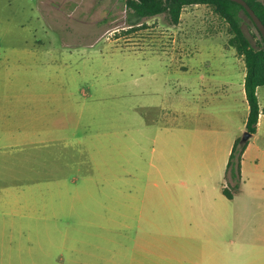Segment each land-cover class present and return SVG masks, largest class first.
I'll use <instances>...</instances> for the list:
<instances>
[{
	"label": "rangeland",
	"instance_id": "obj_1",
	"mask_svg": "<svg viewBox=\"0 0 264 264\" xmlns=\"http://www.w3.org/2000/svg\"><path fill=\"white\" fill-rule=\"evenodd\" d=\"M131 16L125 0H0V186H39L46 215L69 204L72 234L51 246L66 264H179L168 249L264 247V85L239 185L218 179L217 195L224 182L237 194L217 216L223 230L209 232L214 242L186 232L181 169L211 153L219 176L242 138L245 61L208 5L186 6L176 25L165 13Z\"/></svg>",
	"mask_w": 264,
	"mask_h": 264
},
{
	"label": "crops",
	"instance_id": "obj_2",
	"mask_svg": "<svg viewBox=\"0 0 264 264\" xmlns=\"http://www.w3.org/2000/svg\"><path fill=\"white\" fill-rule=\"evenodd\" d=\"M260 108H262L261 104ZM262 115L261 111L257 131ZM246 123L247 119L245 129ZM235 141L230 146L228 158L223 162L222 160L219 161V176L218 172L212 167L214 159L211 153L198 154L194 161L191 162L190 167L181 169L182 174L190 178V182H183L187 186L183 191L182 199L179 200L180 203L175 202L178 210L183 212L182 225L186 232L190 231L192 227L196 231L203 230L204 234L213 242L215 237L209 232L214 233L217 229L223 230L221 225H217V216L224 218L232 207L229 201L235 200L237 196V194H234V198H229L224 194L223 189L227 186L225 182L221 188L220 195L215 193L218 187V179L223 177L224 181H227L223 171H226L229 155ZM247 149L248 146L242 156L241 177ZM223 163L224 170H222ZM162 177H165V175L162 174ZM167 184H169V181H167ZM39 188V186L34 185L0 186V264H66L65 261L60 260V249L51 246L56 245L60 241L64 242L72 234L69 231L71 221L66 219L70 209L68 207L69 204L66 205L65 201L58 202L60 207H52V209H56V214L46 215L45 211L42 213L43 210L39 207L38 199ZM43 209H46V206ZM131 214L133 215V212ZM141 219H144L142 209L139 211L138 221ZM41 221L43 225H41ZM262 233L264 235V231ZM43 241L47 242L48 247H41V242ZM258 242L264 245V237L262 236ZM63 250L65 251V248ZM132 250L134 253L141 251ZM142 251L149 250L143 249ZM166 252L174 254L178 258L179 264H199L200 261L205 259L210 262L209 264H264V247H258L257 249L181 247L168 249ZM249 258H254L255 260L248 261L247 259ZM233 259L237 261L233 262Z\"/></svg>",
	"mask_w": 264,
	"mask_h": 264
},
{
	"label": "trees",
	"instance_id": "obj_3",
	"mask_svg": "<svg viewBox=\"0 0 264 264\" xmlns=\"http://www.w3.org/2000/svg\"><path fill=\"white\" fill-rule=\"evenodd\" d=\"M264 23V0H246ZM132 21L153 17L165 13L171 24H178L182 11L186 6L204 4L212 7L214 13L224 19L229 25L230 37L228 44L234 47L237 54L245 61L246 73L244 87L249 105L246 130L252 134L257 132L261 108L257 89L264 85V39L253 19L243 5L232 0H125ZM242 12L251 20L260 38L253 44L244 30ZM139 22V21H138ZM237 138L229 155L225 177L230 176L237 188L241 178V162L248 142L241 143ZM224 194L233 198V192L223 189Z\"/></svg>",
	"mask_w": 264,
	"mask_h": 264
},
{
	"label": "water",
	"instance_id": "obj_4",
	"mask_svg": "<svg viewBox=\"0 0 264 264\" xmlns=\"http://www.w3.org/2000/svg\"><path fill=\"white\" fill-rule=\"evenodd\" d=\"M232 1H235L237 3H240L241 5L244 6V8L247 10V12L249 13V15L253 19L254 23L258 27V29L261 32V35H262V37L264 39V23L260 19V17L256 14V12L253 10V8L248 4V2L246 0H232ZM251 136H252V133L246 130L244 132L241 140H240L241 143H246L251 138Z\"/></svg>",
	"mask_w": 264,
	"mask_h": 264
}]
</instances>
